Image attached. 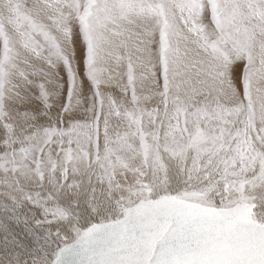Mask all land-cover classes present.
<instances>
[{
    "label": "snow or ice",
    "instance_id": "obj_1",
    "mask_svg": "<svg viewBox=\"0 0 264 264\" xmlns=\"http://www.w3.org/2000/svg\"><path fill=\"white\" fill-rule=\"evenodd\" d=\"M0 264H264V0H0Z\"/></svg>",
    "mask_w": 264,
    "mask_h": 264
}]
</instances>
